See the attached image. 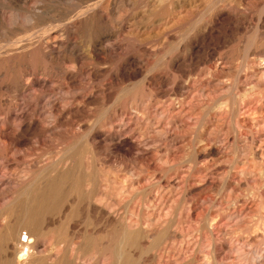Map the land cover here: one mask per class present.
Returning <instances> with one entry per match:
<instances>
[{
	"label": "rangeland",
	"instance_id": "374dc122",
	"mask_svg": "<svg viewBox=\"0 0 264 264\" xmlns=\"http://www.w3.org/2000/svg\"><path fill=\"white\" fill-rule=\"evenodd\" d=\"M236 1L247 21L216 32L191 58L132 42L127 52L142 57V71L118 51L64 77L33 51L44 30L22 21L28 32L17 35L19 47L0 37V75L17 59V77L30 82L24 95H0V229L7 228L0 247L8 239L33 246L25 264H111L117 251L143 252L149 264H264V0ZM4 10L8 17L11 9ZM81 32L90 41L91 32ZM7 47L21 53L4 58ZM162 92L167 103L150 104ZM50 165L65 174L57 179ZM15 201L27 206L19 225L7 209ZM46 221L58 224L47 228ZM146 231L154 238L144 239Z\"/></svg>",
	"mask_w": 264,
	"mask_h": 264
},
{
	"label": "bare ground",
	"instance_id": "6f19581e",
	"mask_svg": "<svg viewBox=\"0 0 264 264\" xmlns=\"http://www.w3.org/2000/svg\"><path fill=\"white\" fill-rule=\"evenodd\" d=\"M62 2H64V3H62ZM5 8L11 9V12L9 13L8 17H6V12L4 10ZM123 12H129L130 15L127 18H122L121 14ZM246 19H247V13L243 12L241 7L239 6V3L236 0H149V1H143V0H0V37L4 40H7L6 42H8V43H9V41L12 42V40H13V42L15 43L14 45H17V39H16L17 35L23 36L24 33L28 32L27 30H25L22 27L23 25L21 26L22 21L25 22V25L30 27V30L32 32L44 30L45 33L43 35H41V37L39 36L40 38L37 39V41L32 44L33 51L36 54V58L39 57L40 60L49 64L52 68L56 69L55 71H58L59 74H62L64 77L71 75V74H74V73H77L81 68L85 67L87 64H89L91 62H98V61L101 62V61L105 60L106 58H112L116 54V52H118V51L120 53L126 55V57H128L129 54L127 51L130 48V44L132 42H135L136 46H138L139 48L141 46H143L144 44H147V42H149V43L155 42L156 47L157 46L161 47V48L170 47L169 49L173 48V49H175V51L178 50L181 53H183L185 57L190 56V58H191V53H192L193 49L195 47H199L200 45L206 44V42L212 41L214 39L216 32H221L222 30H225V32H227V30L233 31L234 29H238L240 27L239 22L242 20L245 21ZM129 23H132V24H130V27L126 28V26H128L126 24H129ZM82 29H86V30H89L91 32V36H90L91 38H89L90 41H84V38H82L83 35L82 36L80 35V33H82L81 32ZM86 32L88 33V31H86ZM28 34H30V33H28ZM88 36H89V34H88ZM119 39H122V41H126L127 42L126 45L124 46V44H122ZM23 40H24V38H23ZM20 41H22V39ZM20 41H18V42H20ZM2 44H5V43H2ZM262 44H263V41H262ZM12 45H13V43H12ZM14 47H16V46H14ZM25 48H27V47H25ZM0 49H1V46H0ZM7 49L8 50L3 52L4 58L7 56H10L11 54L13 55V53L14 54L15 53H21L20 51L17 52V48L11 49V47L10 48L7 47ZM154 49H152V50H154ZM3 50L4 49L2 47V51ZM23 50H24V48H23ZM22 52L24 53L25 51H22ZM171 53H172L171 50L166 51L162 54L161 57L164 58V56L165 57L170 56ZM252 55H253V53H252ZM244 57H246V56H244ZM141 58L138 56L132 55V56H129V58H127V61H128L130 66L138 67L142 71L144 69V62L145 61H143ZM163 58H161V59H163ZM20 59H22V58H20ZM161 59H159V62ZM14 60H16V61H14ZM12 61H14V63L12 62L13 64L11 63L10 67H8L6 63H5L6 65L4 64L5 66L3 65L4 68L2 70V74L0 75L1 81H2V86H0V95L4 94L5 92H8L16 98L17 95H24L29 91L30 82L27 80L28 83H24L21 78L17 77V59H13ZM42 61H41V63H42ZM167 61H168V59H167ZM0 62H2V61H0ZM20 62H21V60H20ZM28 63L26 61H24L21 65H23L24 67H27V69H28L27 71L30 72L31 71L30 70L31 65ZM240 63H241V61H240ZM34 65H36V63H34ZM66 65H69V67H66ZM95 65H96V63H95ZM176 65H177V60L172 59L170 61V67L173 68ZM51 67H50V69H51ZM245 67H246V65H245ZM41 68L42 67H36L35 71L40 72V71H42ZM243 68H244V66H243ZM123 71H125L124 68H123ZM197 71L198 70H196V73H197ZM235 71H236V69H235ZM147 73H148V71H147ZM205 74H204V76H205ZM32 75H33V72H32ZM147 75H149V74H147ZM31 79H32V77H31ZM145 79L148 80V78H146V77H145ZM235 79L238 80V77ZM200 80H203V79L200 78ZM237 80H235V81H237ZM129 87H131V86H129ZM234 89H236V83L231 88V90H233V91H234ZM235 91H237V89ZM167 94H168V92H167ZM165 97H166V93L164 92L162 94V96H160L161 99H159L158 102L152 101V102H150V104L160 105V107L164 106L167 103L164 100ZM4 104H5V102H4ZM170 105H171V107L172 106L175 107L176 103H174V101H172ZM64 108H66V107H64ZM4 162L0 158V166H2ZM59 163H60V161H59ZM54 167H56V165H54ZM72 167L74 168L75 166L73 165ZM50 169H53V167ZM62 170L56 171L55 168L52 170L53 172L56 171L59 173L60 176L56 177L57 179H60L61 175L65 174V171H62ZM82 174H83V172H82ZM49 176H51V173ZM37 177H39V176H37ZM48 177H46V178H48ZM51 178H53V177L51 176ZM50 182H52V181H49V183ZM35 183L37 185V181ZM35 183L34 184L31 183L30 185H28L27 191H29L30 188H32L35 185ZM69 183H71V182H69ZM76 184H78V183H76ZM45 186H47V185H45ZM73 187H74V185H73ZM73 187H72V189H73ZM25 189H24V191H25L24 194H26V192H27ZM33 189H36V188H33ZM33 191L35 192V190H33ZM42 191H43V188H42ZM51 191H52V189H51ZM66 191H67V189H66ZM32 192H30L31 195H33ZM24 194H23V196H24ZM36 194L39 195V193H36ZM53 194L54 193H52L51 196H53ZM59 194L62 196L61 192ZM45 195H47V193ZM20 196H21L20 198H22V193ZM46 198H44L43 201ZM83 198H84V196H83ZM15 199H17V198H15ZM28 199L30 200L32 198L30 196H27V198L25 200L28 201ZM33 199L36 200L35 197ZM73 199H72V201H73ZM84 199H86V198H84ZM35 200H33V201H35ZM55 200H57V199H55ZM58 200H59V198H58ZM18 201H19V198H18ZM33 201H31V203H34ZM86 201H87V199H86ZM15 202L17 203V201H15ZM15 202L11 203V205L9 206L10 208H7V209H10L8 211V213H9L11 219L13 220V221H11V222H13L12 225L14 223L19 225V221H17V220L19 219L20 211H22L27 206L21 208L20 203L19 204L17 203V206H16V205H14ZM88 202H90V201H88ZM24 203H21V204L24 206ZM36 203H34V205ZM43 203H45V202H43ZM56 204H57V202H56ZM87 204L88 203H86V205ZM66 206H67V204H66ZM32 207H34V206L32 205ZM88 207H89V205H88ZM41 208H42V206H41ZM43 208H44V206H43ZM79 208H80V206H79ZM17 209H18V211H17ZM35 209H33V210H35ZM32 212L34 213V211H32ZM78 212H80V211L78 210ZM0 214H1V212H0ZM66 214H68V213H66ZM23 215H26V213ZM30 215H31V213H30ZM58 215H59V213H58ZM60 216H61V214H60ZM61 219H63V218H61ZM30 220H31V218H30ZM64 220H67V219H64ZM3 221L5 222V220H3ZM11 222H10V224H11ZM61 222L62 221H60L59 223H61ZM26 223H29V222H26ZM63 223H64V221H63ZM56 224H58V222L54 223L53 221L52 222L48 221L46 223V226L48 228V227L54 226ZM4 226L2 227V229H0L1 239L3 237H7V232H6L7 228ZM26 227H28V226H26ZM110 227H111V224H110ZM8 229H10V228H8ZM11 229H12V227H11ZM18 229H19V227H18ZM25 229H28V228H25ZM51 229L53 230L54 228H51ZM14 230H15V228H14ZM16 230H17V227H16ZM64 230H66V229H64ZM129 230L130 229L128 228L127 231H129ZM37 231H38V229H37ZM127 231H126V233H127ZM21 232H22V230H21ZM150 232H152V231H146L144 239H148V240L150 239V237L152 235ZM27 233H28V231H27ZM139 233H140V231H139ZM155 234H158V233L156 232ZM37 235H39V234H37ZM26 236H29V235H26ZM43 236H44V234H43ZM123 237H124V235H123ZM127 237H128V235H127ZM153 238H154V236H153ZM13 239H15V238H13ZM134 239H135L134 241H136L137 237ZM2 240H4V239H2ZM12 241H14V240L8 239V241H6V243L1 242L3 244L0 247V264H2L1 262L3 259H7V258L10 259L11 263L13 262L12 264H23V263L25 264V262L33 254H35V248L33 246L27 244V243L22 244V247L20 248L19 247L20 245L18 243L12 242ZM138 241H136V242H138ZM143 241L144 240H142L141 242H143ZM123 242L125 243V241H123ZM126 242H127V240H126ZM128 243H129V240H128ZM125 244H127V243H125ZM125 244H124V246H125ZM124 246H123V249H124ZM130 246L131 245L128 246L129 249H131ZM44 247H46V246H44ZM103 247H104V245H103ZM133 248H135V247H133ZM144 248H142V249H144ZM90 249H92V248H90ZM43 250H45V249H43ZM126 252H128V251H126ZM49 255H50V253H49ZM67 256L69 257V255H67ZM143 256H144L143 252L140 253L139 255L135 254L134 252H132V253L129 252V253H126V255H123V252L117 251L112 255L110 261H111V264H149L150 260H151L150 256H149V258L143 257ZM101 259H104V258H101ZM64 260H65V255L60 257V258H57V262H59V263L63 262ZM38 262H39V260H38ZM103 262H101V263L104 264ZM32 264H34V263H32Z\"/></svg>",
	"mask_w": 264,
	"mask_h": 264
}]
</instances>
